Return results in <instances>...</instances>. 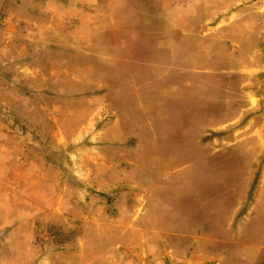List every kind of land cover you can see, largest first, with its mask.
I'll return each instance as SVG.
<instances>
[{
  "label": "rangeland",
  "instance_id": "rangeland-1",
  "mask_svg": "<svg viewBox=\"0 0 264 264\" xmlns=\"http://www.w3.org/2000/svg\"><path fill=\"white\" fill-rule=\"evenodd\" d=\"M185 1H113L63 80L38 1L0 0V264H264V0Z\"/></svg>",
  "mask_w": 264,
  "mask_h": 264
},
{
  "label": "crops",
  "instance_id": "crops-1",
  "mask_svg": "<svg viewBox=\"0 0 264 264\" xmlns=\"http://www.w3.org/2000/svg\"><path fill=\"white\" fill-rule=\"evenodd\" d=\"M36 7L40 10L39 15L36 17L35 26L29 28L33 30L35 34H42L44 36L43 42L45 47L53 49V51L59 52L60 56H56L55 63L63 64L65 67L62 69L63 80L74 78L75 72L73 66L80 63H102L105 55L102 57L94 58L91 55V47L98 45V36L102 38L100 33L102 30L99 29L101 23L105 20L106 11L112 7L113 1L115 0H37ZM156 3L167 11L170 16V0H155ZM224 1L226 10L231 9L237 3V0H187L182 5L179 3L177 12L179 14L178 23H188L186 21L184 10L187 5H191L192 11L189 13L194 14L197 19L203 16L215 15L214 10H217V5ZM191 2V3H190ZM182 6V7H181ZM114 7L110 8L114 9ZM183 10V11H180ZM45 13L42 14V13ZM183 12V13H182ZM44 16V17H42ZM106 21V20H105ZM108 21L114 22V19L109 13ZM40 23V24H38ZM108 29V28H107ZM107 29H104L106 33ZM38 37H36L37 39ZM47 49V48H46ZM93 54V53H92ZM43 61L42 59H39ZM84 67L81 66L77 73H83ZM86 76L81 74V78ZM64 90V89H63ZM101 102L105 99L101 98ZM27 130L23 133L22 139L27 141L35 142L39 144V139L36 140L35 136L40 137L37 124L35 121L30 123L29 121L25 124ZM22 134V133H20ZM33 135V136H31ZM3 160L9 159V157L2 156ZM43 162L39 155H30L29 153L23 154V158L20 160L18 166V174L23 177H37L43 174V169H49L51 164L49 159ZM99 161V160H98ZM99 162H97L98 164ZM100 164V163H99ZM98 164L97 168H100ZM3 168H7L4 164ZM5 170V169H4ZM89 170V167H87ZM90 173V171H89ZM263 246V244H262ZM260 246V247H262Z\"/></svg>",
  "mask_w": 264,
  "mask_h": 264
},
{
  "label": "built area",
  "instance_id": "built-area-1",
  "mask_svg": "<svg viewBox=\"0 0 264 264\" xmlns=\"http://www.w3.org/2000/svg\"><path fill=\"white\" fill-rule=\"evenodd\" d=\"M262 40H264V35H262Z\"/></svg>",
  "mask_w": 264,
  "mask_h": 264
}]
</instances>
